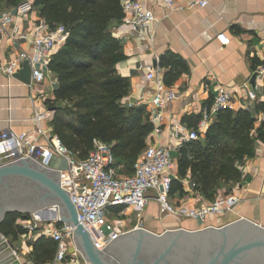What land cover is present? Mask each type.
<instances>
[{
    "label": "crops",
    "instance_id": "1",
    "mask_svg": "<svg viewBox=\"0 0 264 264\" xmlns=\"http://www.w3.org/2000/svg\"><path fill=\"white\" fill-rule=\"evenodd\" d=\"M149 3L153 5L158 20L145 25L141 32L127 27L123 18L111 27L121 39L126 54L117 63V69L130 81L128 93L121 101L126 105H143L150 115V101L155 85L146 76V65L156 67L157 62V66L161 67V56L169 50L186 60L188 69L167 83L175 87L178 96L166 106L160 130H153L148 136V144L174 145L171 150L174 160L171 171L173 176H178L180 149L187 140L185 134L188 129L199 127L205 110L213 103L216 83H223L233 90L235 109L244 107L256 112V102L264 101V77L257 75L255 82H251L258 67L254 66L253 57L264 59V0H209L206 6L177 9L168 14L163 0H150ZM0 10L15 12V6ZM40 17L41 7L34 4L31 11L16 17L4 36L0 35V133L7 129L32 130L35 109L43 103L50 108L48 100L55 98L58 78L49 67H46V77L41 82L23 81L8 75L4 69L9 59L24 50H33L32 40ZM161 69L164 76L166 68ZM248 89L256 91L257 99L247 102ZM263 121L264 112H259L256 126L263 127V136L256 139L255 153L252 156L237 161L241 176L220 187V194L236 193L241 197L234 211L210 215L206 220L178 217L162 214L158 202L152 199L144 211L143 226L156 231L175 227L193 229L222 225L243 216L264 225ZM208 127L200 131L201 134ZM47 128L52 131L50 122ZM254 133L257 135L260 131L255 130ZM4 158V151L0 149V160ZM118 167L121 171L122 165ZM189 177L190 174H187L184 178ZM182 182L184 193L172 195L177 202L198 207L211 200L200 190L190 189L185 181ZM225 184L229 185L224 187ZM111 209L120 215L114 219L123 220L125 229H132L137 225L132 207L119 205L112 206ZM33 241L27 244L28 264H36L29 259Z\"/></svg>",
    "mask_w": 264,
    "mask_h": 264
},
{
    "label": "trees",
    "instance_id": "2",
    "mask_svg": "<svg viewBox=\"0 0 264 264\" xmlns=\"http://www.w3.org/2000/svg\"><path fill=\"white\" fill-rule=\"evenodd\" d=\"M3 1L10 7L22 0ZM123 1L33 0L40 5L41 16L50 27L62 23L69 32L48 64L58 78L55 98L48 100V105L54 107L50 121L53 135L80 158L88 156L95 138L110 142L115 164L122 165L124 173H132L137 157L148 144L154 123L145 106L121 101L128 93L130 81L117 69V63L126 54L111 27L124 16ZM253 60L254 66L264 64V59L258 56ZM160 65L166 68V83L188 69L186 60L171 50L161 56ZM255 110L223 109L199 138L183 142L171 195L184 193L182 178L187 174L211 200L219 185L241 176L237 161L252 156L256 139L263 136V127L256 126L258 113L264 112L263 100L256 102ZM255 130L260 133L255 135ZM22 215L30 213L8 212L0 222V230L17 239L25 232L16 222ZM31 244L29 259L36 264L50 261L57 246L47 235L38 236Z\"/></svg>",
    "mask_w": 264,
    "mask_h": 264
},
{
    "label": "built area",
    "instance_id": "3",
    "mask_svg": "<svg viewBox=\"0 0 264 264\" xmlns=\"http://www.w3.org/2000/svg\"><path fill=\"white\" fill-rule=\"evenodd\" d=\"M150 0H124L123 22L130 29H141L150 22L157 21ZM167 14L184 8L203 7L209 0H163ZM34 7L33 0H22L12 10H0V35L4 36L16 17L23 16ZM67 27L60 23L50 27L44 17L36 23L33 37V50L22 51L9 59L4 65L5 72L15 76L25 60L32 67V81L41 82L46 77V67L52 55L65 42L68 36ZM257 75L264 77V64H259ZM146 76L154 83L151 97L150 120L154 123V131L160 130V121L164 118L166 106L178 93L175 87L169 86L162 74L160 66L146 65ZM209 86V83H206ZM213 103L205 110L199 127L187 130L185 139H197L205 127L223 109H235L233 90L223 83L214 85ZM257 99L255 90L248 89V100ZM52 111L46 104L35 109L32 116L33 129L15 131L7 129L0 133V149L4 151L7 162L19 161L23 158H34L42 165L53 168L59 173L61 185L68 191L78 211L79 221L90 232L92 241L98 248H103L113 237L125 229L123 220L111 219L108 210L112 206L132 207L137 225L143 226V214L150 202L156 200L162 214L178 217H192L206 220L210 215L225 214L234 211L241 201L236 193L220 194L198 207L184 205L174 200L170 193L171 182L178 176L172 175L174 164L171 150L173 144H147L139 154L131 174H124L115 164L112 143L95 138L93 147L85 158L69 149L57 135L48 130L47 124L52 119ZM173 135V133H172ZM44 139L45 141H43ZM61 161L65 166L59 168ZM190 189L196 188V182L182 178ZM197 189V188H196ZM17 224L25 229L22 234L33 241L41 235L51 236L56 241V251L47 264H90L82 255L74 238V224L66 221L43 220L30 213V216H19ZM134 227V228H135ZM16 252L17 249L15 248Z\"/></svg>",
    "mask_w": 264,
    "mask_h": 264
},
{
    "label": "water",
    "instance_id": "4",
    "mask_svg": "<svg viewBox=\"0 0 264 264\" xmlns=\"http://www.w3.org/2000/svg\"><path fill=\"white\" fill-rule=\"evenodd\" d=\"M15 76L31 81L29 60L24 61ZM256 77L254 73L251 82ZM64 166V161L58 165ZM10 211L74 224L76 244L91 264H264V225L244 216L222 225L193 229L156 231L138 226L117 234L98 248L79 221L76 206L61 185L58 171L34 158L0 160V222ZM0 264H23L13 241L1 230Z\"/></svg>",
    "mask_w": 264,
    "mask_h": 264
},
{
    "label": "rangeland",
    "instance_id": "5",
    "mask_svg": "<svg viewBox=\"0 0 264 264\" xmlns=\"http://www.w3.org/2000/svg\"><path fill=\"white\" fill-rule=\"evenodd\" d=\"M9 7L5 1L0 0V8H7ZM229 184H225L224 187H227ZM177 195H180L179 193H177ZM220 195V185L218 187V191L216 196ZM215 196V197H216ZM119 215V214H118ZM116 212H113V209L108 210V216L112 219L117 218L118 217ZM120 216V215H119ZM9 239H11L14 243V248L17 249V254L20 256V258L23 261V264H26L27 261V256H28V251H27V244L29 243L30 240H28L26 237H23L22 235H20L17 239L12 238L11 236H8ZM28 264V263H27ZM91 264V263H90Z\"/></svg>",
    "mask_w": 264,
    "mask_h": 264
},
{
    "label": "bare ground",
    "instance_id": "6",
    "mask_svg": "<svg viewBox=\"0 0 264 264\" xmlns=\"http://www.w3.org/2000/svg\"><path fill=\"white\" fill-rule=\"evenodd\" d=\"M41 216V215H40Z\"/></svg>",
    "mask_w": 264,
    "mask_h": 264
}]
</instances>
